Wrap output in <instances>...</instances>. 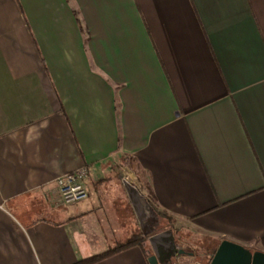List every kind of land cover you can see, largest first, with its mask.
Returning a JSON list of instances; mask_svg holds the SVG:
<instances>
[{"label":"crops","instance_id":"1","mask_svg":"<svg viewBox=\"0 0 264 264\" xmlns=\"http://www.w3.org/2000/svg\"><path fill=\"white\" fill-rule=\"evenodd\" d=\"M81 166L93 201L64 203ZM119 169L213 252H264V0H0V264L125 242L99 194Z\"/></svg>","mask_w":264,"mask_h":264},{"label":"rangeland","instance_id":"2","mask_svg":"<svg viewBox=\"0 0 264 264\" xmlns=\"http://www.w3.org/2000/svg\"><path fill=\"white\" fill-rule=\"evenodd\" d=\"M127 169L117 170L116 175L99 189L104 210L110 217L107 224L110 232L119 237L123 242L134 233H143L149 236L172 228L177 245L185 252L193 255L182 254L180 264H207L212 253L211 241L191 230L187 225L174 224L171 221L162 220L152 210L146 207L142 200L136 182H130ZM87 189V188H86ZM93 201L92 197L79 201V204H88ZM105 225V223H104ZM148 238L144 246L149 255L152 254ZM112 249V248H111Z\"/></svg>","mask_w":264,"mask_h":264},{"label":"water","instance_id":"3","mask_svg":"<svg viewBox=\"0 0 264 264\" xmlns=\"http://www.w3.org/2000/svg\"><path fill=\"white\" fill-rule=\"evenodd\" d=\"M148 242L152 250L147 258L149 264H180L174 260L185 251L178 247L172 228L149 236ZM208 264H264V252L222 240Z\"/></svg>","mask_w":264,"mask_h":264},{"label":"built area","instance_id":"4","mask_svg":"<svg viewBox=\"0 0 264 264\" xmlns=\"http://www.w3.org/2000/svg\"><path fill=\"white\" fill-rule=\"evenodd\" d=\"M87 174V167L81 166L74 171L55 177L54 183L64 203L77 202L88 196L85 185Z\"/></svg>","mask_w":264,"mask_h":264},{"label":"trees","instance_id":"5","mask_svg":"<svg viewBox=\"0 0 264 264\" xmlns=\"http://www.w3.org/2000/svg\"><path fill=\"white\" fill-rule=\"evenodd\" d=\"M158 215L160 217H165L164 213H161V212H158ZM147 238H148V235H146V234L134 233L125 242L117 244L112 249H109V250L102 252L100 254H95V255L89 256L85 259L78 261L75 264H94V263L99 262V261H101V260H103L109 256H112L118 252H121L123 250H126V249L134 247V246H139V247L143 248L144 243L147 240ZM213 254H214V252L212 251L211 256L209 257L207 264L209 263Z\"/></svg>","mask_w":264,"mask_h":264},{"label":"flooded vegetation","instance_id":"6","mask_svg":"<svg viewBox=\"0 0 264 264\" xmlns=\"http://www.w3.org/2000/svg\"><path fill=\"white\" fill-rule=\"evenodd\" d=\"M178 242V240H176V243ZM179 247V246H178ZM180 248V247H179ZM184 254H186V255H188V256H190V255H193V253L192 252H185ZM183 254V255H184ZM148 256H149V254H148ZM181 257V255H178L176 258H175V260L174 261H177V262H179V258ZM180 263V262H179Z\"/></svg>","mask_w":264,"mask_h":264}]
</instances>
